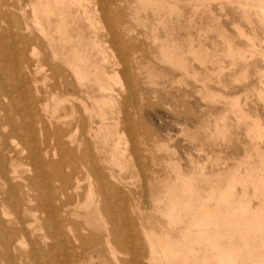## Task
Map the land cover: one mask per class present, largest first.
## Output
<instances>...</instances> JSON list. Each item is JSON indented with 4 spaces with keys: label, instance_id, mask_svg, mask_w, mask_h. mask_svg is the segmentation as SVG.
Segmentation results:
<instances>
[{
    "label": "bare ground",
    "instance_id": "obj_1",
    "mask_svg": "<svg viewBox=\"0 0 264 264\" xmlns=\"http://www.w3.org/2000/svg\"><path fill=\"white\" fill-rule=\"evenodd\" d=\"M141 1L153 6L158 24L165 20L164 40L175 39L173 23L181 16L196 13H183L179 0ZM207 1L198 0L192 9L207 8ZM213 1L222 8L220 0ZM234 1L247 24L264 30V0ZM125 5L126 0H0V264H158L162 259L166 264H264L262 173L236 175L225 190L214 188L200 198L197 176L173 168L184 191L166 188L170 204L163 206L178 237L170 230L158 234L146 220L124 171L129 165L141 170L146 150L137 134L149 137L146 128L138 131L143 125L138 92L142 98L143 92L134 83L136 51L117 31L113 16ZM238 31L251 42L246 51L264 63V48L245 29ZM165 43L158 48L168 63L171 55L177 60L183 54L174 53L180 46ZM178 60L173 66L189 73L190 65ZM37 73L60 84L41 86ZM256 74L264 102V69ZM236 106L244 121L250 112ZM261 119L255 116L245 125L251 153L263 162ZM155 174L153 182L159 183L162 176ZM254 196L260 200L256 210ZM211 201L217 202L214 208Z\"/></svg>",
    "mask_w": 264,
    "mask_h": 264
},
{
    "label": "rangeland",
    "instance_id": "obj_2",
    "mask_svg": "<svg viewBox=\"0 0 264 264\" xmlns=\"http://www.w3.org/2000/svg\"><path fill=\"white\" fill-rule=\"evenodd\" d=\"M179 1L183 13L196 12L198 17L195 14L190 18L181 16L173 23L175 39L166 38L165 40L169 44L168 47L173 43L171 46H180L183 49L182 51L178 49L174 53L183 52L177 60L181 58L178 61L187 62L190 65L189 73L173 66L171 62L174 60L177 62V60L176 57L171 59L172 55L169 58L171 62L168 63L162 51L159 50L158 47L161 44L167 45L163 30L166 22L164 20V23L158 24L157 19L154 18L153 6L147 5V3L150 4L149 1L126 0L122 12L113 13L118 20L117 31L126 44L136 51L134 67L137 80L134 83L135 87L143 92V98L138 92V103L143 105V117H141L143 125L138 131L146 128L149 136L146 140L141 133L137 134L140 147L146 150L145 154H147L145 158L142 152L141 170L139 167L129 165L124 171L133 189L137 191L143 213L147 215L146 220L152 224L153 229L159 231L158 234H165L170 230L171 234L177 237L179 235L177 230L167 225L169 210L166 207L170 204V198L168 199L170 196L165 194L166 188L170 187L172 192L179 190V187L184 191L183 183L176 179L177 170L185 177L197 176L195 187L200 189V198L211 195L214 188L225 190L227 180L236 175L245 176L246 173H251L249 170H253L254 175L258 172L264 174V161L261 162L255 153H251L254 151L245 125L246 121L252 124V119L258 115L264 119V102L259 99L257 93L259 92L257 88L261 85L257 84L259 77L256 74L264 69V63L260 55L248 52L251 42L240 36L238 29H245L246 36H251L253 42L255 40L254 43L263 48L264 30L259 24L252 28L243 20L239 14L237 2L234 0H220L223 3L222 8L217 2L208 0L209 3L206 5L210 11L206 7L192 9L198 0ZM121 14L125 17L123 20L120 17ZM167 23L169 24L168 20ZM100 24L103 27L104 24ZM157 24L158 30H155ZM251 32L257 36L255 34L252 36ZM119 76L121 83L124 84L125 78L121 74ZM42 77L45 79L44 73L36 76L40 82ZM44 79L42 84L40 82L38 84L48 87L60 84L50 77H48L49 80L46 78V82ZM115 87L118 88L119 83ZM237 104L246 109L248 114L250 112L244 121L238 118ZM263 119L261 121L264 123ZM252 159L255 161L253 162ZM250 165L258 171L251 169ZM173 168L176 172H172ZM154 172L162 176L159 183L153 182L156 175ZM218 172L221 173L222 179L217 182L215 178ZM203 176H208V181L202 180ZM247 185L251 194L254 188L250 182H247ZM236 190L239 193L242 192L243 185L238 184ZM152 192L156 195L154 196ZM252 197V208L256 210L260 200H256V198L259 199L258 197ZM162 202H166L167 206ZM216 204V201H211L209 208H214ZM163 205L166 207L164 208ZM149 212L152 213L149 214ZM162 226L163 229H161ZM146 247H150L147 241ZM257 248H259L258 244ZM241 260L244 261L245 258L239 261ZM164 261L161 264L167 263ZM170 264L183 263L173 261ZM242 264H249V262L244 261Z\"/></svg>",
    "mask_w": 264,
    "mask_h": 264
}]
</instances>
